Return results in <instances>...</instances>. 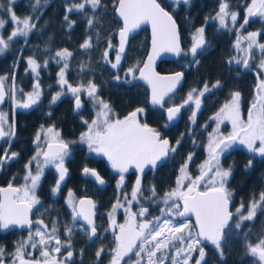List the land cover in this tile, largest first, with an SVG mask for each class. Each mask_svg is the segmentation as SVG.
Listing matches in <instances>:
<instances>
[{
    "label": "trees",
    "instance_id": "16d2710c",
    "mask_svg": "<svg viewBox=\"0 0 264 264\" xmlns=\"http://www.w3.org/2000/svg\"><path fill=\"white\" fill-rule=\"evenodd\" d=\"M158 1L175 18L180 28L185 53H188L194 42L193 35L196 29L200 27L205 29L207 45L196 56L195 61L198 63L188 53L183 54L176 61L162 60L157 65L159 71L182 69L185 73L183 86L170 96V99H166L168 103L165 106L170 103H182L193 88L202 89L205 83L211 88L217 81L220 82L218 88H212L202 97L203 106L197 111L195 123L189 119L192 106H186L181 120L166 127L164 109L149 108L147 89L141 83L134 81L133 75L128 73L130 68L138 69L147 52L149 39L147 28H142L130 38L119 65L117 68H112L111 64L115 63L117 55L116 31L121 24L115 14L117 0H102L103 7L95 12L89 8L87 14L75 11L68 13L69 20L74 22L71 28L64 20L66 5L79 3L80 0H47L46 4L42 0L41 8L35 12L32 9L35 0H14L11 4L18 17L31 16L36 27L26 40L23 37L14 39L8 49L0 54V76L8 77L5 87L11 88V77L14 73L17 92L22 95L31 91L35 79L31 71L26 69L27 58L33 57L41 64L38 70L41 96L36 104L27 109L14 107L11 97H6L5 104L10 116L12 113L14 116L15 135L0 143V156L4 155L6 149L9 150L8 154L15 152L18 156L0 168V185L11 183L17 186L23 181L26 174L25 165L37 151V144L34 141L42 128L46 130L54 126L59 130L61 138L69 143V155L64 160L68 173L61 190L53 195L51 189L56 183L58 173L52 167L45 169L36 190L41 203L34 207L31 228L37 227L35 224L37 220H43L48 228H52L53 221H56L61 241L69 239L71 241L70 250L73 256L65 264H105L110 259L112 243L109 237L107 240H97L93 245H89L84 233L80 231L75 232V238L72 234L70 237L66 235L64 230L73 223L71 209L66 204V189L73 190L77 196L91 195L98 203L99 210L105 202L109 205L115 201L118 192L111 183L106 188L99 189L90 180L81 176V169L84 166L95 168L101 175H105L106 171L115 176L116 173H112V167L103 155L91 153L87 143L80 141L81 133L87 131V125L83 121L91 122L96 115L93 103L86 92L81 95L82 108L78 112L74 110V96L67 91L52 103V97L60 89L57 72L62 63L58 64L52 59L57 50L68 49L73 53L66 73V78L73 86L79 84L87 86L91 80L97 85L100 98L110 104L119 118L123 119L136 108H144L145 112L140 117L141 123L154 127L163 138L169 140L170 145H176V141L181 140L177 151L170 153L158 167L146 169L140 174L143 195L138 197L137 205L148 208L146 219L161 214V209H164L165 205L161 198L173 188L178 171L190 153L193 154V159L189 163L190 173L199 175L198 166L208 156L206 149L214 123L210 121V117L231 98L233 92L241 94L242 106L247 115L249 107L257 96V77L264 79V72L258 67L261 59L259 49H253V58L250 59L248 68L235 63L232 59L233 57L240 59L245 55L233 46L237 38L236 29H239L243 36L250 32L259 33L256 39L264 44V18L251 17L248 24L243 28L239 27L244 21L245 9L251 0H229L231 9L237 11L239 15L238 22L235 25L229 22L227 28H220L218 21L214 19L206 20V17L215 16L219 8V0H190L187 4L179 5L172 0ZM8 6V0H0V19L7 21L0 29V35L5 39L12 25L6 12ZM89 17H95L91 27L87 22ZM89 38L92 47L82 49L81 44ZM109 41L112 45L110 49ZM246 42L244 41L243 48H247ZM106 49L109 51V62L103 58ZM46 60L48 65L45 68L43 64ZM82 64L85 65L83 70H81ZM250 160L251 166L246 167ZM221 165L224 169L231 167L232 170L227 183L228 189L233 194L231 211L235 213L243 204L241 211L246 214L249 202L253 197L258 198L264 191V156L249 152L246 146H236L222 156ZM136 179V172L127 174L123 193L132 191ZM153 186L157 193L155 199H146L152 195L149 189ZM28 232L29 229L0 231V247L5 249L6 264H12L8 254L14 253L17 244L26 239ZM261 236H264V211L258 212L253 221H245L240 229L233 228L225 234L222 241V256L214 245L202 241L206 253L202 264H256L255 258L247 254L246 245L256 243ZM100 246H104L105 251L98 259L96 253ZM27 249L30 250L29 247ZM68 250L62 248L58 257L63 260ZM31 253L36 257L40 254V249L31 248ZM198 255L196 251L193 257L197 258ZM192 262L195 263V259Z\"/></svg>",
    "mask_w": 264,
    "mask_h": 264
},
{
    "label": "snow or ice",
    "instance_id": "6c2138e0",
    "mask_svg": "<svg viewBox=\"0 0 264 264\" xmlns=\"http://www.w3.org/2000/svg\"><path fill=\"white\" fill-rule=\"evenodd\" d=\"M14 0H8L9 6L6 8L11 22L15 25L13 31L5 39L0 35V54H3L9 47L10 42L14 39L23 37L25 40L29 33L36 27L32 22V17L28 16L23 19L19 18L14 12L11 4ZM174 3L187 4L189 0H173ZM46 4L47 0H43ZM42 0H35L32 5L33 12L41 8ZM103 7L102 0H80L79 3L66 5L64 20L68 22L69 28L72 27L73 21L69 20L68 13L84 12L87 9L93 12ZM115 11L123 21V27L119 31L120 44L117 50L116 61L112 63V68H117L122 54L125 52V44L131 32L139 28L144 23H150L152 26V51L149 53L147 61L143 68H139L140 78L146 80L151 88L150 103L153 106H159L167 114L169 122L174 121L181 110L186 106H192L193 110L189 119L195 123L197 111L201 107V98L212 90L218 88L220 82L209 87L207 83L202 89H191L187 97L181 104H173V106L165 107L170 93H174L177 85L180 84L183 73L176 72L172 76H160L157 74L152 65L158 55L162 52H170L181 55V37L176 27L173 17L162 7L157 0H117ZM237 11L231 9L229 0H219V8L214 17H206L218 21L220 28H227L228 23L235 25L238 22ZM259 16L264 18V0H251L245 9L244 21L240 24V28L249 23L251 17ZM95 17L88 18V25L91 27ZM7 21L0 19V29L6 25ZM237 31V38L234 48L238 52L245 55L236 59H232L237 64H242L245 68L249 67L250 59L253 58V49H259L261 59L258 65L261 72H264V44L259 43L256 37L257 32H250L247 36ZM205 29L200 27L196 29L193 35V44L188 50L193 60L206 47ZM247 41V48L242 47V43ZM82 49L92 47L91 40L86 39L80 46ZM108 48H112L109 41ZM188 53H184L187 55ZM73 53L68 49L57 50L52 59L63 66L57 73L61 91L52 97V103H55L66 90L75 98V109L82 107L81 95L86 92L91 99L96 115L95 118L88 122L83 121L87 125V131L81 133L80 141L87 143L91 152L102 154L107 157L112 169L119 173L117 182L118 190L123 186L126 173L129 167L134 166L137 173L143 174L146 167L155 169L159 163L163 162L170 153L177 151L181 140L176 141V145H170L169 140L163 138L159 131L148 126L147 123H141L140 117L144 114V108H136L123 119L119 118L108 102L100 98L97 85L91 80L87 86L79 84L73 86L66 78L69 69V60ZM109 51L106 49L103 58L108 61ZM198 63V61H195ZM27 69L34 75L35 83L33 84V92L28 94L25 102H19L16 99L15 74H12L11 88L5 87L8 79L6 76H0V103L6 97H11L15 107L29 108L36 104L41 96L39 69L41 64L33 57L27 58ZM48 61H44L43 67H47ZM85 65H81L83 70ZM135 68L128 70L129 74L135 79ZM119 79V77H117ZM257 96L248 110V119L244 121L240 116V99L239 92H233L231 99L225 103L219 111L211 119L217 122V128L213 129V133L209 134V142L207 146L208 158L202 162L199 168V175L193 178L189 174V163L193 159L190 153L185 163L180 167V175L176 179V187L167 191L161 198L166 208L161 212L167 217H154L152 220L146 219L148 208L141 207L138 211H132L133 202H138V197L143 195L141 175H137L136 182L131 191V198L124 194L123 202L117 199L113 205L112 211L109 212L110 225L119 228V234L115 235L116 246L111 250V259L109 264H121L125 257H129L132 253L136 257L135 264H165L166 260L171 264H190L195 259V264H202L205 258V249L202 241L210 242L215 246L216 250L223 255L222 241L225 234L235 228L240 229L245 221H253L257 213L264 211V191L259 197H253L249 202L247 213L244 214L241 209L243 204L233 213L230 210V201L232 192L228 189L227 183L231 176V167L224 169L221 165V155L231 148L234 143L246 146L249 152L264 156V79L257 77ZM115 117V118H114ZM230 121L232 124V132L227 136L219 133V124L223 121ZM7 114L0 112V139L11 138L15 135L14 121L8 125ZM43 137L47 143L46 149L40 146L41 132H38L34 143L37 144L36 154L25 165L26 174L24 176L25 183L20 187H14L9 183L7 188H0V229H7L9 226L29 228L27 239L19 242L14 253L8 254L12 260V264H65L73 256L70 239L61 241L58 235L56 221H53L52 228L43 220H37L35 231H31L33 221L29 218L32 209L40 205L41 201L37 196L36 190L44 176L45 169L48 167L55 168L58 173L55 185L51 192L56 195L62 188L63 182L68 173V169L64 166L65 157L69 155V143L61 138L59 130L54 126H50L47 130H43ZM183 134L181 135V138ZM257 141L259 146L257 147ZM5 150V154L0 156V168L18 156V153ZM35 163V171L32 165ZM251 160L246 167L251 166ZM85 175L95 178V182L103 185L105 181L97 173L95 169L85 167L83 169ZM187 181V183H185ZM203 185V190L201 189ZM150 197L146 199L154 200L157 193L155 187L149 189ZM66 204L71 209L73 226L66 228V235L71 236L74 231V225L78 220L85 221L87 225V234L89 238L97 235V226L93 219L96 207L91 199L76 200L71 190L68 192ZM124 208L126 213V222L117 225L115 222V212L118 208ZM189 216L195 217V227L198 231L193 230V226L187 219L178 222L181 218ZM137 217L142 219L137 220ZM236 217H239L236 219ZM235 220V223L233 221ZM186 230H188L186 232ZM38 238V239H37ZM55 246H51L52 242ZM40 249L41 259H29L31 252H26V248ZM62 248L69 249L63 260H57L51 256V253H60ZM174 249V253L169 255V251ZM105 251L101 248L97 251L96 256L99 259ZM198 251L197 258L193 257V252ZM246 252L249 256L255 258L256 264H264V236L257 239L256 243H248ZM130 258V257H129ZM0 264H6L5 249L0 247Z\"/></svg>",
    "mask_w": 264,
    "mask_h": 264
},
{
    "label": "water",
    "instance_id": "95a60500",
    "mask_svg": "<svg viewBox=\"0 0 264 264\" xmlns=\"http://www.w3.org/2000/svg\"><path fill=\"white\" fill-rule=\"evenodd\" d=\"M172 1H173V0H172ZM189 1H190V0H189ZM157 2L159 3L158 0H157ZM116 3H117V2H116ZM161 6H162V5H161ZM115 7H116V6H115ZM162 7H163V6H162ZM165 10L168 11L166 8H165ZM168 12H169V11H168ZM115 14H116V16L118 17V19L120 20V23H121L120 26H119V28H118L117 31H116V36H115V38H116V49L118 50V48H119V44H120L119 31H120V29L123 27V21L120 19V17H119L118 14L116 13V11H115ZM169 14L173 17V15H172L170 12H169ZM173 20L175 21V23H176V27H177V29H178V31H179V34H180V28H178V24H177V22H176V20H175L174 17H173ZM144 27L148 29V35H149V39H148V48H147V52H146V54H145V56H144V58H143V61H142V63L140 64V66L138 67V69H139V68H143L144 63L147 61V58H148L149 53L152 51V26H151V24H150V23H144V24H142L139 28H137L136 30H134L133 32H131V33L129 34L128 39H127L126 44H125V49H126V47H127V45H128V42H129L130 38L133 37L134 35H136V34H137L142 28H144ZM180 37H181V34H180ZM181 48L183 49V52H182L181 55H176V54H174V53H170V52H162V53H160V55H158V56L156 57V59H155L153 65H152L153 70H154L157 74H159L160 76H172V75H174L176 72H182V73H183V78H182L180 84L177 85V88L175 89L174 93H175L178 89H180V88L183 86V84H184V81H185V73H184V71H183L182 69H178V70H175V71H168V72H167V71H159V70L157 69V65H158V63H159L160 61H162V60H174V61H176V60H178V59H180V58L182 57V55L185 53V50H184V47H183V44H182V39H181ZM138 69H137V71H136V73H135V77H136V78L134 79V81L141 83V84L147 89V93H148V107H149V108H160L159 106H153V105L150 103V98H151V88H150L149 84L146 82V80L140 78V72H139ZM174 93H170V94H169V97H170L171 95H173ZM166 99H167V98H166ZM73 103H74V110H75L76 112L80 111V109H81L82 107H81L79 110H76V109H75V99H74ZM175 104L178 105V104H181V103H175ZM169 106H173V104H171V105H169ZM169 106H167V107H169ZM183 111H184V108L181 110V113L178 115V117H177L174 121H172V122H169V121L167 120V114H166V112L164 111V118H165V122H166L165 126H166V127H170L171 125H173V124H175L176 122L180 121L181 118H182V116H183ZM46 147H47V143L44 144V148H45V149H46ZM85 167H88V168H90V169H94V168H92V167H90V166H84V167H82V169H81V175H82L83 178L91 180V181H92V182H93L98 188H100V189L106 187V185L108 184V181H107L105 178H103V177L101 176V174H100L96 169H95V170L97 171V173H98V174L103 178V180L105 181V183H104L103 185H99V184H97V183L95 182V178H94V177H91L90 175H85V174L83 173V169H84ZM8 185H9V184L1 185L0 188H7ZM13 186H14V185H13ZM200 190H203V189H200ZM80 199H91V200L94 202L93 198H92L90 195H83V196H80V197L78 198V200H80ZM78 200H77V201H78ZM229 207H230V210H231V201H230V205H229ZM33 211H34V208H33L32 211L29 213V218H30L31 220H32ZM94 213H95V209H94ZM94 218H95V215H94L93 219H94ZM188 218L192 219L193 222H194V225H195V217H194V216H189ZM78 221H79L80 223L86 224L85 221H83V220H78ZM13 229H17V230H26V229H28V227H27V226H25V227L9 226V228H7V229H0V231H1V232H6V231H9V230H13ZM197 231H198V229H197ZM205 243H210V242L205 241ZM29 259H32V258H29Z\"/></svg>",
    "mask_w": 264,
    "mask_h": 264
},
{
    "label": "rangeland",
    "instance_id": "374dc122",
    "mask_svg": "<svg viewBox=\"0 0 264 264\" xmlns=\"http://www.w3.org/2000/svg\"><path fill=\"white\" fill-rule=\"evenodd\" d=\"M251 3V2H250ZM249 3V4H250ZM7 15H8V13H7ZM9 16V15H8ZM19 18H21V19H23V18H25V17H19ZM15 28V25L12 23V25H11V29H9V33H8V35L13 31V29ZM247 36V35H246ZM246 42V41H245ZM246 44H247V42H246ZM244 46V42L242 43V47ZM246 48V47H245ZM28 66V65H27ZM63 66V64L61 65V67ZM60 67V68H61ZM59 71H60V69H59ZM58 71V72H59ZM11 86H12V84H11ZM60 87V86H59ZM61 91V88L59 89V91L58 92H60ZM31 92H33V89L31 90V91H28V92H26V93H24V94H20V93H18L17 92V90H16V93H18V94H16V99H17V101H19V102H25L26 100H27V97H28V94L29 93H31ZM66 92V90L64 91V93ZM63 93V94H64ZM62 94V95H63ZM61 95V96H62ZM231 99V98H230ZM230 99H228L227 101H225L224 103H223V105L225 104V103H227L228 101H230ZM222 105V106H223ZM221 106V107H222ZM220 107V108H221ZM219 108V109H220ZM219 109L218 110H216V112L210 117V121H212V122H214L213 123V126H212V131H211V133H213V129H215V128H217V122L215 121V120H213V119H211L212 117H214L215 116V114L219 111ZM0 112H1V109H0ZM2 112H4V113H6V111H4V110H2ZM245 111H244V109H243V106H242V97H241V99H240V116H241V119L242 120H244V121H247V119H248V113H247V115L244 113ZM191 116V115H190ZM7 119H8V117H7ZM6 128L8 127V126H5ZM149 127H151V128H154V127H152V126H149ZM155 129V128H154ZM47 130V129H46ZM45 130V131H46ZM232 124H231V122L230 121H227V120H225V121H223L222 123H220L219 124V133L220 134H222V135H224V136H227L229 133H231L232 132ZM39 132H41V141H40V144H42V145H44V143L46 142L45 141V138L43 137V132H42V130H40ZM10 138H8V137H6V138H3V139H0V143H3L5 140H9ZM4 140V141H3ZM65 142H67V141H65ZM208 142H209V140H208ZM236 146H244V145H241V144H239V142H236V143H234L233 144V146L231 147V148H229L228 150H226L222 155H221V157H220V160H221V158H222V156L224 155V154H226L229 150H231L232 148H234V147H236ZM257 147L259 146V142L257 141V145H256ZM43 147V146H42ZM91 152V151H90ZM91 153H95V152H91ZM36 154V152L34 153V155ZM97 154V153H96ZM34 155H32L31 157H30V159L34 156ZM98 155H102V154H98ZM105 157V156H104ZM207 158H208V156H207ZM29 159V160H30ZM105 159L107 160V157H105ZM29 160H28V162H29ZM108 161V160H107ZM27 162V163H28ZM109 162V161H108ZM26 163V164H27ZM110 164V163H109ZM32 168H33V171H35V163H33V165H32ZM133 168V170L137 173V171H136V169H135V167L134 166H131V167H129V169H132ZM147 168V167H146ZM145 168V169H146ZM114 170V169H113ZM116 171V170H115ZM188 171H189V174L193 177V178H195L197 175H193V174H191L190 173V168L188 169ZM119 174V173H118ZM124 174H127V172L126 173H124ZM138 175H140L139 173H137ZM180 175V172L178 171V174H177V176H176V179H177V177ZM176 179H175V184H174V186H173V188L172 189H174L175 187H176ZM118 182V181H117ZM25 183V181H24V179H23V181L20 183V184H18L16 187H20V186H22L23 184ZM185 183H187V181L185 182ZM135 184V183H134ZM69 190H71V189H66V192H65V194H66V199L68 198V192H69ZM72 191V193L74 194V196H75V198H76V200H77V195L73 192V190H71ZM124 194H127L128 195V197H129V199L131 198V192H128V193H123V195H121V194H118L117 196H116V200L114 201V203H113V205L117 202V199L119 198L120 199V201L121 202H123V200H124ZM134 203H136V205H134ZM113 205H112V207L110 208V210H109V212H111L112 211V208H113ZM132 211H134V212H136V211H138L142 206L141 205H137V202H133V204H132ZM143 207H145V206H143ZM147 208V207H146ZM164 208H166V205H164ZM119 211V208L116 210V212H115V217H117V212ZM109 212H108V214H109ZM109 216V215H108ZM158 217H161V219H164V218H167L162 212H161V214L158 216ZM125 218L127 219V217H126V214H125ZM139 219H142V218H140V217H137V220H139ZM149 220H152L153 218H148ZM183 219H187V218H181V220L180 221H178V222H182V220ZM188 220V219H187ZM188 222L191 224V221H189L188 220ZM192 225V224H191ZM70 226H73V223L70 225ZM74 227H76L77 228V225L75 224L74 225ZM35 229H36V227H33V228H31V231H35ZM49 230L51 229V227L50 228H48ZM193 230H195L194 229V227H193ZM65 232H66V229L64 230ZM188 230H186V232H187ZM28 235H29V232H28V234H27V236H26V239H27V237H28ZM38 239V238H37ZM52 246H55V242L52 244ZM30 248V250H26L27 252H31V247H29ZM110 253H111V251H110ZM174 253V249H172V250H170L169 251V255H171V254H173ZM195 254V252H193V255ZM51 256L52 257H54L55 259H57V260H60V258L58 257V253H51ZM31 257H34V259H41V260H43V258L40 256V254L38 255V256H31ZM130 257V258H129ZM129 257H125V259H124V261H123V264H135V259H136V257L134 256V254H132V253H130L129 254ZM109 260V259H108ZM165 263L166 264H171V261H170V259L169 260H166L165 261ZM190 264H195L194 262H192V261H190Z\"/></svg>",
    "mask_w": 264,
    "mask_h": 264
},
{
    "label": "flooded vegetation",
    "instance_id": "af4514ba",
    "mask_svg": "<svg viewBox=\"0 0 264 264\" xmlns=\"http://www.w3.org/2000/svg\"><path fill=\"white\" fill-rule=\"evenodd\" d=\"M5 101H6V98H5V100L2 103H0V109H1V112H2V110L6 111V114H7V117H8V119H7L8 125H10L14 121V116H13V113H12V116H10L9 109L6 106ZM201 101H202L201 102V107H202L203 106V100H202V98H201ZM18 108L25 109V108H22V107H18ZM14 123H15V121H14ZM8 125H5V126H8ZM174 145L175 144H173V146ZM146 169H153V168H151L149 166ZM132 171H134L133 168L132 169H129L127 171V174L129 172H132ZM112 173H116V176L115 175H112L109 171H106V174L105 175H102V177L105 178L108 181V184L106 185V187L109 185V183H111L114 186V188L117 190L118 194L123 195V187H124V184H125L126 180H124L123 186L118 190V188H117V181L119 180V174H118L117 171H115L113 169H112ZM127 174H124L125 179L127 177ZM106 187H104V188H106ZM104 188H101V189H104ZM78 198H79V196H77V199ZM94 203L96 205V207H95V218H94V221H95V224L97 226V235L95 237H92L90 239L89 236H88V234H87V231H86L87 225L86 224H83V223H80L79 221H77L75 223L77 225V228L74 227V231L72 232V236L75 238V236H76L75 235V232H77V231L83 232L84 235H85V237H86L87 244H89V245H93V243H95L94 241H97V240L104 241V240H107L109 237H111V241H112V243H111V250H112L116 246L115 235L116 234H119V228L118 227H112L110 225V218L108 216V212H109L110 208L112 207L114 201L111 202L109 205H108L107 202H105L104 204H102L101 210L98 209V203L95 200H94ZM125 214L126 213L124 211V208L123 207L119 208V211L117 212V217H115V222H116L117 225L124 224L126 222ZM139 220H138V222H139ZM101 248H104L105 249L104 246H100L99 247V250ZM30 258H34V257H30ZM110 259H111V254H110ZM110 259L108 261H106L105 264H109ZM121 264H123V261L121 262Z\"/></svg>",
    "mask_w": 264,
    "mask_h": 264
}]
</instances>
